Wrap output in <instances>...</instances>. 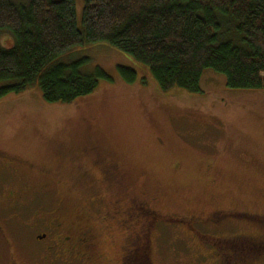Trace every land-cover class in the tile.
Instances as JSON below:
<instances>
[{
	"label": "rangeland",
	"instance_id": "rangeland-1",
	"mask_svg": "<svg viewBox=\"0 0 264 264\" xmlns=\"http://www.w3.org/2000/svg\"><path fill=\"white\" fill-rule=\"evenodd\" d=\"M85 2L76 0L79 25ZM0 43L9 48L14 39L1 34ZM84 57V71L109 76L90 95L51 103L34 86L0 98V171L14 181L0 188V264H121L129 234L122 215H108L130 199L159 217L136 223L150 231L137 264H226L240 236L264 239V90L231 89L208 69L199 92L164 91L147 65L104 42L60 59ZM120 66L137 78L126 80ZM89 144L121 164L120 184L85 155ZM236 210L263 215L259 227L246 217L207 221ZM54 221L71 242L52 230L37 238ZM85 234L93 249L80 262L69 253ZM52 239L59 248H46ZM244 257L264 264V252Z\"/></svg>",
	"mask_w": 264,
	"mask_h": 264
},
{
	"label": "trees",
	"instance_id": "trees-1",
	"mask_svg": "<svg viewBox=\"0 0 264 264\" xmlns=\"http://www.w3.org/2000/svg\"><path fill=\"white\" fill-rule=\"evenodd\" d=\"M1 34L14 44L0 43V98L34 86L51 103L90 95L109 76L84 71L87 57L60 58L99 42L147 65L164 91L199 92L208 69L231 89L264 90V0H86L82 25L76 0H0Z\"/></svg>",
	"mask_w": 264,
	"mask_h": 264
},
{
	"label": "flooded vegetation",
	"instance_id": "flooded-vegetation-1",
	"mask_svg": "<svg viewBox=\"0 0 264 264\" xmlns=\"http://www.w3.org/2000/svg\"><path fill=\"white\" fill-rule=\"evenodd\" d=\"M85 153H86L85 155H87L90 159L93 160V164L95 166H98L103 170L104 177L108 180L109 183H114V184L121 183V179H123L122 166L121 164L116 162L117 160L102 155L95 144H89L85 150ZM0 161L2 163L3 161L2 157H0ZM11 182L14 181L12 180L7 181L6 178L1 175V171H0V188L6 187V185ZM129 202L131 204L126 203L121 205L120 203H118V207H120L121 210H117L116 207V209L113 212L109 213L108 215V217L111 218L115 217V215H122L121 224L127 227L126 229L129 234L128 236L129 243L127 244V246H125L126 255L125 257H123V261L121 264H137L135 262L140 257L139 253L144 252L143 247L147 246V245L145 246L144 242L145 240H147V235L149 234L150 231L148 229V233H146L147 231L143 229L142 230L139 229L138 231L135 230L136 223L140 222L141 224H143L148 221L156 225L159 222L158 220L159 217L155 215V212L151 210L149 206L148 207L146 206L147 204H145L144 202L142 203V202H138L137 200H131V199L129 200ZM217 212H221L220 216H218ZM153 213L154 215H152ZM242 217L252 219L253 222H255L254 225L259 227V221H261L263 215H259V214L253 215V214L243 213L238 210L228 211V212L215 211L212 213V217L209 218L207 221L213 224L214 226H217L216 224L218 223L220 224L238 223L240 222ZM153 218L155 219V221L153 220ZM194 222H196V220H194ZM204 222L206 221L197 220L198 224L200 223L205 224ZM51 230L59 234V236L63 238V240L66 243L72 241V238L69 235L63 236L62 233H59L60 224L56 223L55 221L50 222L47 229L43 230L40 234H37L36 236L39 240L44 241L43 239H46L47 237H49V235L50 236L52 235ZM240 237H241L240 240L235 241L234 244L230 245V247H227V248H231L232 252L229 254V257H227L226 264H248V262L246 261L247 259L244 257V253L253 250V252L258 253L259 255V251H261L262 253L264 252V239L261 240L251 235H242ZM243 238L244 241L250 242V244L243 245L242 243ZM53 241L55 240L52 239V241L47 242L46 248L48 249H53L55 247L59 248L57 245L55 244L53 245ZM84 248H86V250L89 252L92 251L93 249V242L89 237H87L86 234L83 235V237L79 238L78 245L75 247L74 251L73 249H70V252L72 251L73 252L71 254L69 253V255L74 256L75 259H78L80 260V262H82L81 260H86L88 258L87 256L88 254ZM126 259L127 261L125 262Z\"/></svg>",
	"mask_w": 264,
	"mask_h": 264
}]
</instances>
